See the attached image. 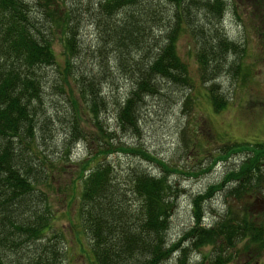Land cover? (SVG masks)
Here are the masks:
<instances>
[{"label":"trees","instance_id":"obj_1","mask_svg":"<svg viewBox=\"0 0 264 264\" xmlns=\"http://www.w3.org/2000/svg\"><path fill=\"white\" fill-rule=\"evenodd\" d=\"M242 1L260 10L258 20L264 15V0ZM83 8L99 32L101 48L97 45L95 49L104 46L106 54L99 57L96 73L91 66L85 69L69 61L81 51L75 36ZM226 8L223 0H0V264H63L61 233L47 235L52 209L39 184L48 182L49 177L45 156L37 152L44 141L41 132L50 120L42 113L40 99L44 68L55 63L51 44L57 32L62 34L66 53L63 71L71 73L78 84L74 91L77 99L90 112L104 143L95 151L99 159L92 165L83 160L78 174L81 188L75 214L89 239L85 255L90 264H161L172 253L177 254L178 264H186L188 250L208 245V252L202 253L208 264H228L240 250L248 252V247L252 252L240 264H264V217L257 218L247 208L252 203L249 199L264 200V145L255 142L249 149H236L244 151L245 158L236 168L226 170L222 180L189 198L190 223L171 241L165 232L178 190L167 176L176 168L169 169L140 147L114 142L115 134L106 131L98 119V108H106L99 86L105 83L109 69L122 72V78L130 82L113 106L118 131H136L139 105L150 95L164 94L163 86L173 85L176 91L190 84L175 45L178 34L185 30L194 39L195 62L199 77L208 85L205 95L209 104L215 109L222 107L225 98L215 78L225 70L241 69L235 59L243 45L228 40L223 31L220 19ZM232 54L236 58L227 61ZM165 95L169 98L170 93ZM69 100V116L64 120L70 136L65 149L86 139L77 123L81 102L74 96ZM112 151L157 161L159 173L134 166L119 178L116 167L103 159ZM216 158L220 157L215 155L212 162ZM221 185L223 198L236 205L227 200L223 211H213L214 216L205 222L204 203Z\"/></svg>","mask_w":264,"mask_h":264},{"label":"rangeland","instance_id":"obj_2","mask_svg":"<svg viewBox=\"0 0 264 264\" xmlns=\"http://www.w3.org/2000/svg\"><path fill=\"white\" fill-rule=\"evenodd\" d=\"M223 1L227 4L225 13L220 19L223 31L228 40L243 45L239 57L236 58V55L232 54L227 60L236 58L235 62L241 63V69L237 72L236 68L234 71L225 70L221 76L215 78L214 82L225 98L222 107L215 109L209 104L205 95L208 85L206 80L198 75L194 39L185 32L186 30L178 34L175 45L176 54L184 61L191 82L187 86H180L176 91L173 85L169 88L163 86L161 93L166 94L165 96H169L170 93L169 98H165L164 94H153L145 98L139 105L140 124L136 131L122 130V132L114 128L116 122L113 118V106L128 90L129 79L122 78V72L109 69L108 75L103 78L105 83L99 86L106 108L105 110L98 108V119L100 118L106 131L115 134L113 141H121L126 146L140 147L165 162L168 168H176V171L168 172L167 176L173 188L178 190L165 232L167 239L171 241H175L190 223L189 198L196 192H203L206 185H213L222 180L226 170L236 168L237 163L245 158L244 151L240 152L236 149H240L239 146L249 149L248 147H252L255 142L264 145V32H260V30L264 31V15L258 20L260 10L255 11L254 7L245 4L242 0ZM162 4L169 6L167 2L162 1ZM83 9L78 33L75 36L76 40H79L81 51L75 57H69V61L73 62L74 66L80 65L85 69L91 66L94 70L92 72L96 73L99 57L104 58L106 54L104 46L99 49L101 48L97 35L99 32L97 33L89 23L91 14ZM198 13L199 18H203V14L200 11ZM61 37L60 32L53 36L51 51L55 63L44 68L46 78L40 104L43 107L42 113L50 120L49 123H45L46 129L41 132L44 146L40 144L37 152L45 156L46 160L43 164L46 166L48 171L46 174L49 178L48 182L40 183L39 187L44 191L48 205L52 209L49 221L51 229L47 235L52 231L61 233L63 264H90V257L85 255L86 251L87 254L89 253V239L77 224L78 218L75 214L81 188L78 174L83 160L91 164L95 159H99L100 156L95 155V151L102 148L104 143L90 120V112H86L83 102L77 99L78 93L74 91L78 84L72 81L71 73L63 71L66 53L62 49ZM97 45L99 51L95 49ZM243 67L247 69L244 70L246 74L241 77ZM61 76L63 78L60 82ZM71 95L77 102H81L77 111L79 112L77 123L86 139L79 140L68 150L65 147L66 140L70 136L69 126L67 127L64 119L69 116ZM229 147L235 151H225ZM104 155L103 159L112 163L118 173H121L118 174L119 178L128 168L134 166L150 174L159 173L160 166L157 161L141 158L137 153L112 151ZM215 155L220 158L212 162ZM208 164L207 171L202 173L201 170ZM123 178L120 179L122 183ZM261 185L264 187V183ZM222 186L216 189L214 195L204 203L205 222L214 216L213 211H223L228 198H223ZM253 201V199L248 200L252 203H248L247 208L257 218L264 217V200L258 198ZM228 203L232 204L231 199ZM209 247V245L200 247L198 251L188 250L187 258L183 263L208 264L202 253L208 252ZM251 252L250 247L248 252L240 250L236 259H231L228 264L242 263L245 261V256ZM177 258V254L172 253L171 257L161 264H178Z\"/></svg>","mask_w":264,"mask_h":264}]
</instances>
